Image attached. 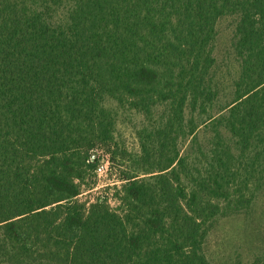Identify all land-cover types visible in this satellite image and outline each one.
I'll return each instance as SVG.
<instances>
[{"label":"trees","instance_id":"obj_1","mask_svg":"<svg viewBox=\"0 0 264 264\" xmlns=\"http://www.w3.org/2000/svg\"><path fill=\"white\" fill-rule=\"evenodd\" d=\"M263 180L264 0H0V264H215Z\"/></svg>","mask_w":264,"mask_h":264},{"label":"rangeland","instance_id":"obj_2","mask_svg":"<svg viewBox=\"0 0 264 264\" xmlns=\"http://www.w3.org/2000/svg\"><path fill=\"white\" fill-rule=\"evenodd\" d=\"M227 22L228 20H225L220 24V41L217 48L222 47L227 41L229 35ZM135 121L139 123L137 117L133 118V125ZM118 129L120 143L133 151L137 150L130 118L123 119ZM105 158L104 155L101 156L100 169L97 173L100 184L105 181H116V175L109 170ZM262 184L249 207L221 216L210 233L205 249L215 264H251L257 260L264 264V180ZM95 192L96 189L87 194L85 192L81 198H89Z\"/></svg>","mask_w":264,"mask_h":264},{"label":"built area","instance_id":"obj_3","mask_svg":"<svg viewBox=\"0 0 264 264\" xmlns=\"http://www.w3.org/2000/svg\"><path fill=\"white\" fill-rule=\"evenodd\" d=\"M100 167H98L97 171H99Z\"/></svg>","mask_w":264,"mask_h":264}]
</instances>
